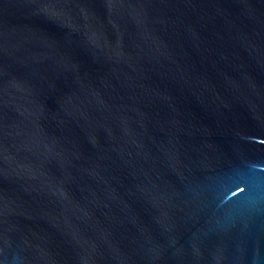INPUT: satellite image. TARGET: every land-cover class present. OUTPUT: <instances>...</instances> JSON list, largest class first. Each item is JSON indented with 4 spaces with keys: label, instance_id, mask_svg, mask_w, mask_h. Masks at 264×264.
I'll list each match as a JSON object with an SVG mask.
<instances>
[{
    "label": "water",
    "instance_id": "95a60500",
    "mask_svg": "<svg viewBox=\"0 0 264 264\" xmlns=\"http://www.w3.org/2000/svg\"><path fill=\"white\" fill-rule=\"evenodd\" d=\"M0 264H264V0H0Z\"/></svg>",
    "mask_w": 264,
    "mask_h": 264
}]
</instances>
